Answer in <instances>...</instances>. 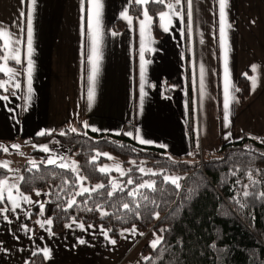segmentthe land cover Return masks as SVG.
<instances>
[{
    "label": "crops",
    "instance_id": "0c3cea01",
    "mask_svg": "<svg viewBox=\"0 0 264 264\" xmlns=\"http://www.w3.org/2000/svg\"><path fill=\"white\" fill-rule=\"evenodd\" d=\"M99 2L98 56L94 57L99 72L90 101L87 0L83 5L81 0H36L34 6L22 0H0V28L21 40H26V32L20 28H26L27 12L33 9L30 94L26 45H10L5 49L6 38L0 37V67L17 73L9 80L7 71L0 72L3 75L0 83L6 82L7 88V91L0 88V97L7 96L6 100L0 99V166L11 172L10 181L8 177L2 182L8 185L3 188L5 202L0 206V264H22L34 253L42 255L43 264H139L145 259V249L153 247L154 241L159 242L155 232L135 228L133 232V227L123 230L115 243L98 225L70 221L55 233L48 219L37 217L33 219V227L29 222L32 194L15 189L18 169L31 159L30 150L38 148L39 141L30 139L42 136L41 132L48 135L64 129L77 131L85 123L89 130L96 128L95 132H131L128 137L136 143L162 148L175 159L189 157L196 141L202 153L210 155L221 144L238 140L243 134L264 135V0H226L223 24L228 58L227 127L219 0H193L190 29L186 0L179 3L167 0L157 18L161 32L158 37L153 33L151 17L144 16L147 3L139 4L143 7L140 15L131 17L128 8L136 4L135 0ZM21 12L25 17H21ZM162 13L166 14L163 20ZM118 22L121 28L115 30ZM165 27L168 31H164ZM13 47L20 49L19 65L12 59L3 60V55ZM240 78L248 83L242 101L238 97ZM14 83L21 87L16 89ZM139 140L147 143L141 144ZM9 160L14 163L12 166H8ZM12 200L19 207L13 208Z\"/></svg>",
    "mask_w": 264,
    "mask_h": 264
},
{
    "label": "trees",
    "instance_id": "16d2710c",
    "mask_svg": "<svg viewBox=\"0 0 264 264\" xmlns=\"http://www.w3.org/2000/svg\"><path fill=\"white\" fill-rule=\"evenodd\" d=\"M166 3L167 0H151L144 5L156 37L161 34L157 18ZM142 9L132 3L128 13L137 17ZM120 28L118 22L115 30ZM247 87V80L240 78L241 101ZM61 133L30 140L45 141L53 135L61 148L75 153V170L72 166L49 164L42 150L33 149L29 153L33 161L23 163L17 171V192L40 193L41 203L32 204L29 210L32 225L37 217L50 220L55 233L70 221L98 225L113 241H118L127 228L140 232L152 228L159 242L153 249H145L148 256L139 264H264V135L243 134L238 140L221 144L217 152L206 155L198 170L194 163L184 161L192 154L175 159L164 149L140 145L123 133L93 132L84 127ZM194 154L196 158L198 153ZM111 156L119 159L123 167L120 174L100 171ZM173 172L186 173L184 179L180 178L179 190L163 182L164 176ZM10 175L0 166V189ZM113 177L120 184L108 196L113 190ZM128 180L133 183L128 184ZM99 184L104 188L93 191ZM141 184H153L156 191L139 188ZM82 188H88L89 193L80 195ZM73 200L75 203L69 207ZM4 202L5 199L0 201V206ZM125 203L129 205L127 210L123 208ZM22 264H43V257L34 253Z\"/></svg>",
    "mask_w": 264,
    "mask_h": 264
},
{
    "label": "snow or ice",
    "instance_id": "6c2138e0",
    "mask_svg": "<svg viewBox=\"0 0 264 264\" xmlns=\"http://www.w3.org/2000/svg\"><path fill=\"white\" fill-rule=\"evenodd\" d=\"M22 2H27L30 3L32 6L35 5L36 0H22ZM136 4H142V3H148V0H135ZM160 2L162 3L163 0H160ZM180 0H177V3H179ZM82 5L85 3V0H81ZM87 4L89 5L88 9H87V15H86V35L88 37V39L91 41V54L88 56V63L91 65V69H90V73L88 76V80L89 83L92 87H90L89 89V93H88V98L91 101L93 98V90L92 88L95 85V81H96V77L98 75L99 72V66H98V62L96 59H94V57L98 56V43H99V27H100V8H101V4L99 2V0H87ZM225 6H226V0H219V15H220V19H221V27H220V35H221V46L224 47L225 49V85H224V109H225V115H224V121H225V127L228 126V120H229V115H228V109H229V84H228V58H227V47L224 41V16H225ZM186 7H187V18H188V27L189 29L191 28V20H192V11H193V0H186ZM82 11H84V9L82 8ZM32 12L33 9L29 8L27 15H26V28H20L21 32H26V40H21L18 37L13 36L8 30L0 28V37L6 38L5 39V43H4V48L8 49L10 45H20V44H25L26 45V49H27V64H26V72H27V80H28V92L29 94L31 93V74H32V66H33V62L31 60V54H32V43H33V25H32ZM21 17H25V13L21 12ZM166 14H161L160 19L163 20L165 18ZM144 16L146 18H148V13L147 11L144 12ZM131 22V21H129ZM164 31H168V28L165 27ZM141 36H143V22L141 23ZM9 59L14 60L15 64H21L22 61L20 59V49L18 47H13L11 48L10 52H6L3 55V60L4 61H8ZM140 60H141V65H140V79H141V84H140V94H141V98L143 97L144 94V88H143V82H144V55H143V41H141V52H140ZM252 70L255 71V66H252ZM7 71V73H9V80H12L17 73L15 71H13L11 68H7L5 69V67H0V72H5ZM203 65L200 66V94L201 96H203V89H204V84H203ZM5 83H0V88H3L5 91H7V88L5 87ZM252 85H253V90L255 89V79L253 78L252 80ZM14 87L16 89H19L21 87V85L19 83H14ZM238 91V89H237ZM0 99H7V96H3L0 97ZM84 128H88L89 126L85 123L83 125ZM93 132L97 131L96 128H92L91 129ZM73 132L76 131V129H72ZM45 133L41 132L40 135H44ZM117 135H119L120 133H116ZM61 135H64V133H61ZM125 135L127 136H132V133H125ZM230 135V133L228 134ZM227 138V137H226ZM139 142L141 144L147 143L144 140H139ZM4 151H7V149H4ZM43 151L48 152L49 149L47 147H45L43 149ZM99 155V154H97ZM105 156H107V154H104ZM109 159H111V157H108ZM49 164H54L55 160H48ZM59 167L65 168L67 167V165L65 164H61L59 165ZM73 170H75V167H73ZM116 170H121L119 165H117ZM101 172H105L107 171V169L105 168H101L100 169ZM122 171V170H121ZM141 171H143V169H141ZM156 173H153V175H155ZM79 180L83 181L85 178L84 177H77ZM180 178L179 177H171V176H164L163 182L164 183H170L172 185H174V189L173 190H179L181 185H180ZM128 184H132L133 181L132 180H128L127 181ZM149 188L152 191H156V188L153 184H141L139 185V188ZM104 188L103 184H99L96 185L93 189V191L98 190V189H102ZM118 188L117 185H113V190L109 191L107 194L108 196H112L114 191ZM138 191V189H137ZM84 193H89V189L88 188H82L81 192L79 193L80 195H83ZM40 193L38 192L37 195H39ZM129 195H135L134 192H129ZM248 194L245 193V196H247ZM11 192L8 193V197L9 199H11ZM26 201L28 200L27 197H23ZM145 199H147V197H145ZM4 200V195H3V189H0V201ZM75 203V201H70L69 202V207H71L73 204ZM12 205L13 208L19 207V205L16 204L15 200H12ZM43 207V205H41V208ZM137 207H139V205H137ZM123 208L124 209H128L129 205L127 203L123 204ZM48 224H51V221H47ZM133 232H135V229H132ZM80 243H84L83 240L80 241ZM112 243H115V241H112ZM158 243V241H154L153 242V247L156 246V244ZM45 256L48 255L47 251H45L44 253Z\"/></svg>",
    "mask_w": 264,
    "mask_h": 264
},
{
    "label": "rangeland",
    "instance_id": "374dc122",
    "mask_svg": "<svg viewBox=\"0 0 264 264\" xmlns=\"http://www.w3.org/2000/svg\"><path fill=\"white\" fill-rule=\"evenodd\" d=\"M37 145H38L37 149H40L42 151H43V149L45 147H47L49 149L48 152L43 151V153L45 154V160L47 162H48V160L51 159V160H55V163H57L58 165L65 164L67 166L74 167V165L76 164L75 153H70V152H68V150L61 148L59 146L57 140L53 137V135L50 136L49 138H47L45 141L44 140H40ZM30 151H32V150H30ZM194 151L196 153H198V156L196 158L194 157V155H195ZM19 154H21V152ZM191 154H192V158L189 157L190 159L187 158L189 160H184V161H187V162L189 161V163H194L195 167L197 166V169L201 170L202 169V162L206 159L205 158L206 155H204L202 153L201 147L199 146V143L197 141L193 144ZM11 160H12V158H11ZM11 160H9V165L8 166H12V164H14V163L11 164ZM28 161L31 162L33 160L29 159ZM141 161L142 160H140V162ZM146 161L147 160H143L142 163H146ZM132 162L133 161H131V163ZM117 165H119L120 169L123 171V167L120 164L119 159L117 157L111 156V159L105 165H102L101 168H105V169H107V171H114V172L120 174L122 171L121 170H116ZM148 169H149L148 167H146V168L144 167V171L145 170L149 171ZM167 176L179 177V178H183L184 179L186 177V173L173 172V173H171V174H169ZM10 179L11 178L9 177L7 180L10 181ZM119 184H120L119 179L113 177L112 178V185H119ZM5 185H8V183L7 182L2 183L1 184V189H3ZM31 199H32V204H36V203L40 204L41 203L40 199H39V195H37V192H34L31 195ZM148 230L153 231L152 228H149ZM153 248L154 247L147 248V249H153ZM147 256H148V251L146 252L145 258H147Z\"/></svg>",
    "mask_w": 264,
    "mask_h": 264
}]
</instances>
